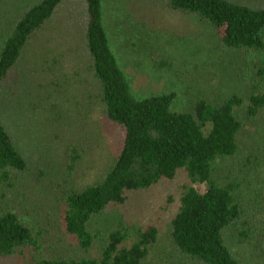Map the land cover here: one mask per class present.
<instances>
[{
	"label": "trees",
	"instance_id": "obj_1",
	"mask_svg": "<svg viewBox=\"0 0 264 264\" xmlns=\"http://www.w3.org/2000/svg\"><path fill=\"white\" fill-rule=\"evenodd\" d=\"M161 1L174 11L210 23L223 50L240 59L241 78L247 84L244 93L221 100L201 98L190 111L173 109L175 91L137 96L105 25L103 0L29 3L1 41L0 91L31 38L53 20L61 5L80 3L86 14L82 25L84 52L94 83L92 91L88 90L89 98L101 116L123 133L117 158L99 180L65 195L63 226L76 239L80 253L39 256L34 264H146L159 237L157 225L135 232L115 229L99 250L93 221L111 206L125 204L132 192L174 180L180 173L184 174L185 186L172 222V239L189 263L243 264L227 234L233 231L241 242L257 236L249 230L254 229L253 223L245 227L250 220L246 216L249 204H243L239 192L244 194L247 185L256 180L252 171L264 169L258 138L264 136V2ZM250 124L259 126L250 132L247 143ZM256 140L259 144L254 143ZM76 150L73 162L78 157ZM29 164L0 117V188L15 187ZM4 207L0 209V259L37 247L39 236L17 208L10 204ZM260 233L257 241L261 243L264 231ZM259 247L258 254L264 258V247Z\"/></svg>",
	"mask_w": 264,
	"mask_h": 264
},
{
	"label": "rangeland",
	"instance_id": "obj_2",
	"mask_svg": "<svg viewBox=\"0 0 264 264\" xmlns=\"http://www.w3.org/2000/svg\"><path fill=\"white\" fill-rule=\"evenodd\" d=\"M36 1L0 0V44L11 22ZM103 15L137 96L175 91L173 109L190 111L201 98L221 100L246 91L238 55L223 50L207 21L174 11L161 0H103ZM85 18L80 3H63L53 20L31 38L0 91V117L30 161L17 186L0 188V209L8 204L17 208L39 234L37 247L1 258L0 264H34L39 256L80 253L76 239L63 226L65 195L98 181L119 153L122 130L105 120L89 98L94 83L84 52ZM258 126H247V143ZM258 138L264 156V136ZM76 148L78 157L73 162ZM251 177L256 180L239 197L243 195L241 201L249 204L245 227L253 223L254 229L249 230L257 236L241 242L229 230L227 240L243 264H264L258 254L264 239L257 241L260 230L264 231V169L252 171ZM184 186L180 173L174 180L132 192L123 205L111 206L93 221L95 247L100 250L115 229L135 232L154 224L159 237L146 264H190L172 239V222Z\"/></svg>",
	"mask_w": 264,
	"mask_h": 264
}]
</instances>
